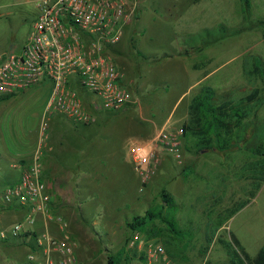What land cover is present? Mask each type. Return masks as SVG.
Returning <instances> with one entry per match:
<instances>
[{
    "label": "rangeland",
    "instance_id": "1",
    "mask_svg": "<svg viewBox=\"0 0 264 264\" xmlns=\"http://www.w3.org/2000/svg\"><path fill=\"white\" fill-rule=\"evenodd\" d=\"M140 3L139 18L135 16L127 25L120 40L122 55L118 65L123 72L127 71L126 86L145 106V117L154 115L159 127L168 119L164 127L180 128L186 109L189 111L191 97L205 86L216 87L218 103L246 98L255 88L264 93V0H201L197 3L141 0ZM38 13L37 0H0V54L24 45ZM185 49L190 55L179 54ZM139 51L172 56L152 64ZM210 57L213 61H207ZM193 59L200 67L216 69L215 73L198 85L186 100L176 104L184 86L180 78L191 72L201 74L191 69ZM45 88L0 101V206L6 186L19 174V168L13 164L28 158L36 135H40L36 117ZM141 125L145 135L152 137L148 140L151 141L156 127ZM260 142L264 143V103L246 117L230 149L189 150L190 142L183 137L182 158H174L173 163V156L163 154L162 162L164 167H169L170 174L164 167L160 168L158 175L143 184L136 171L138 201H134L132 188L135 203L129 206L120 204L128 192L123 178L110 172L106 188L96 194L100 204L90 207V212L95 214L87 216L88 223L80 222L91 236L89 246L95 247L91 254L97 259L90 264L108 263L111 254L105 245L120 243L123 233L118 226L120 217L144 214L148 208L163 203L162 188L173 195L175 205L167 207L165 213L176 216L183 237H174L167 225L157 219L150 231L144 233L132 232L126 224L129 241L135 234L146 240L156 239L165 246L175 264H228L227 245L232 243L233 234L246 250L248 264L247 257H256L264 245V167L253 165L259 158L253 147ZM164 178L167 181L159 180ZM116 215L118 219L114 218ZM25 217L26 210L20 206L0 207V264L28 262L31 252L28 246L16 244L12 237L8 241L1 237L2 231L10 234L11 226L24 221ZM105 233L108 235L101 240L100 235ZM135 253L143 254L144 259L136 258L126 264H145L144 251L138 246H132L115 258H124L125 254L135 257Z\"/></svg>",
    "mask_w": 264,
    "mask_h": 264
},
{
    "label": "built area",
    "instance_id": "2",
    "mask_svg": "<svg viewBox=\"0 0 264 264\" xmlns=\"http://www.w3.org/2000/svg\"><path fill=\"white\" fill-rule=\"evenodd\" d=\"M138 6L139 0H37L38 17L24 45L0 54V96H14L44 83L53 85L41 121V138L46 135L49 112L62 113L76 123L92 120L80 92L94 96L98 101L91 99V104L110 112L136 102L110 50L122 39ZM183 137L182 127H163L150 144L137 149L134 168L143 184L157 174L163 154L182 158ZM149 151L144 163L139 158ZM43 173L42 147H38L18 180L4 190V203L27 208L25 220L12 225L11 233L18 235L42 213L58 224L61 235H53L50 228L36 233L30 259L38 264H78L77 240L69 222L52 212V195ZM131 241L143 249L145 264H175L158 240L135 234Z\"/></svg>",
    "mask_w": 264,
    "mask_h": 264
},
{
    "label": "crops",
    "instance_id": "3",
    "mask_svg": "<svg viewBox=\"0 0 264 264\" xmlns=\"http://www.w3.org/2000/svg\"><path fill=\"white\" fill-rule=\"evenodd\" d=\"M190 1L197 3L201 0H187V3ZM140 2L141 0H139L135 19H138L140 15ZM119 43L111 48L110 53L120 69L118 64L121 62L119 58L120 55H122V49L120 48ZM139 54L152 64L158 63L162 59L172 56V54L169 55L167 53L145 54L141 51H139ZM179 54L190 55L188 49H185V52L181 51ZM210 60H212V57L207 59V61ZM122 67L125 70L127 69L124 64ZM190 67L193 71H196V73L199 72L201 74L192 75L193 72H191L192 74L180 78V81L184 86L176 104L186 100L193 90L203 81L211 78L216 70H208L207 66L200 67L194 59L190 63ZM186 69L190 68L187 67ZM120 71L122 72L123 84L126 86L127 71L123 72L121 69ZM130 82L135 83L133 79H130ZM45 86L46 94L40 101V108L36 117L37 125L40 126V138L37 137V134L33 143L34 145L30 150L27 159H21L20 164H13L16 168H19V174L9 181L6 188L18 180L23 168L30 162L37 148L42 147V163L44 166L43 177L52 195L51 210L54 214L63 216L64 219L69 222V229L77 240L76 253L78 264H90L91 261L97 259V257H93L91 254V250L95 247L89 246L91 236L88 231L83 228L80 222L88 223L89 219L87 216L95 214L90 212V207L94 203L100 204V197H97L96 194L106 188L110 181V172L115 174L118 173V177L123 178L125 188L128 190V192L124 194V200L120 202V204L129 206L133 204L135 200L136 202L138 201L137 193L139 184L137 183V172L134 168L135 152L140 146L145 147L150 144L157 136V132L164 127L166 122H168V119L164 121L161 127H159V121L156 120L154 115L148 118L145 117V106L140 100L136 99V102L128 104L117 112L105 111L91 104L90 94L80 92V94H84V96L82 95L84 104L87 110L92 114V120L88 123H76L62 113L49 112L47 114L48 128L46 135L41 138V121L48 108V103L53 92V85L50 83H44L35 86L36 88H34L38 89ZM212 87L215 88L217 93L216 87H214V85ZM34 89L31 88L22 93H27ZM196 94L191 97L190 102L188 103V110L191 101ZM189 118L190 113L186 109V113L180 121L181 125L187 122ZM141 124H152L156 127L155 135L151 141H148L151 136L145 135ZM172 161L173 163L175 162L174 157H172ZM163 167L164 162L160 165V168ZM164 168L165 171L170 174L169 167L165 166ZM159 180L167 181V178ZM132 188L134 189V201H132L131 197ZM5 205L20 206L26 210L27 214L26 206L16 203L6 204L3 202L0 207H6ZM125 213L128 214L127 212ZM120 214L122 216L123 213L121 212ZM133 216L128 215L125 218L120 217L119 224L118 221L116 222L118 226L122 228L123 233L118 245L114 246L113 243L105 245L106 251L111 254L108 256V263L110 257L120 260V262L124 264L137 258H130L128 254H125L124 258L121 259L115 258V256H121V252L129 251L132 247V241H129L130 238L128 239L130 233L128 232L129 229H127L126 224ZM118 217L119 216L116 215L114 218L118 219ZM47 228H50L53 235H61L58 224L53 220H47L42 213H39L37 214L35 223L26 224L24 230L18 235H14L10 232V234H7L5 237H1L5 241H8V239H10L9 237H12L15 239L16 244L28 246L31 252L28 255V262L25 264H38L37 262L32 261L29 257L34 248V235L45 231ZM95 231L99 234L97 230ZM107 235L108 233L100 235L101 240ZM128 257L130 259H128ZM4 264H9V262L4 261Z\"/></svg>",
    "mask_w": 264,
    "mask_h": 264
},
{
    "label": "trees",
    "instance_id": "4",
    "mask_svg": "<svg viewBox=\"0 0 264 264\" xmlns=\"http://www.w3.org/2000/svg\"><path fill=\"white\" fill-rule=\"evenodd\" d=\"M215 96V88L205 86L191 101L190 118L182 125L183 136L191 145H189V150L192 148L197 151L202 149H230L234 145L236 135L244 126L246 117L251 112L257 111L264 103V93L262 94L259 88H255L248 97L238 101L226 100L218 103ZM10 97L12 96H0V101ZM253 152L259 156L253 164L254 167H264V143L260 142L254 146ZM161 195L163 203L148 208L144 214L134 215L127 222V225L132 232L144 233L150 231L152 223L158 219L167 225L174 237L181 239L183 230L179 228L176 216L165 213L167 207L175 205L173 195L165 188L162 189ZM219 227L218 224L215 230L217 231ZM227 248L230 254L228 264H247L245 256L248 254L235 235L232 234V243L228 244ZM134 256L144 259L143 254L137 255L135 253ZM130 258L128 257V259ZM247 258L248 264H264V245L256 257ZM119 262L120 260L110 257L108 264H119Z\"/></svg>",
    "mask_w": 264,
    "mask_h": 264
},
{
    "label": "clouds",
    "instance_id": "5",
    "mask_svg": "<svg viewBox=\"0 0 264 264\" xmlns=\"http://www.w3.org/2000/svg\"><path fill=\"white\" fill-rule=\"evenodd\" d=\"M150 156V151L146 152L145 155L141 158H139L140 160H142L144 163H147L148 157Z\"/></svg>",
    "mask_w": 264,
    "mask_h": 264
}]
</instances>
